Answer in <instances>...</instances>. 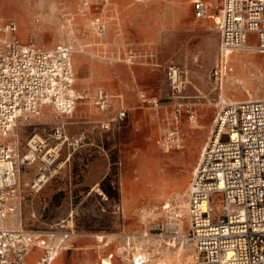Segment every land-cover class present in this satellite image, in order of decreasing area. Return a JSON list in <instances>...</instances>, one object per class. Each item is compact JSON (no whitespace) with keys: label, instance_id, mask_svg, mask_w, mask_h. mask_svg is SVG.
<instances>
[{"label":"rangeland","instance_id":"obj_1","mask_svg":"<svg viewBox=\"0 0 264 264\" xmlns=\"http://www.w3.org/2000/svg\"><path fill=\"white\" fill-rule=\"evenodd\" d=\"M194 1L0 0V21L16 22L24 44L50 50L71 46L77 90L93 97L98 88H105L122 97L128 112L121 121L115 118L117 103L105 113L90 101L78 104L63 120L69 137L84 140L76 151L63 145L61 162L71 158L40 193L30 189L39 163L21 168L12 226L44 230L75 212L73 248L62 252L56 264H98L110 252L121 255L125 235L163 221L161 206L187 192L213 130L218 98L210 74L220 35L215 20L195 16ZM204 1L218 16L222 0ZM97 18L107 26L101 36L93 26ZM172 65L185 73L184 108L181 146L166 152L159 140L171 128L178 103L166 78ZM223 94L231 102L263 99L264 54L231 53ZM57 125L56 112L48 107L16 132V143L24 153L33 135L53 145ZM98 188L110 197L107 207L120 202L124 213H103ZM97 234L106 236V244L97 243ZM145 244L153 258L158 248ZM161 250L160 261L151 259V264H166L168 257L172 264H195L192 245H164Z\"/></svg>","mask_w":264,"mask_h":264},{"label":"built area","instance_id":"obj_2","mask_svg":"<svg viewBox=\"0 0 264 264\" xmlns=\"http://www.w3.org/2000/svg\"><path fill=\"white\" fill-rule=\"evenodd\" d=\"M193 9L198 19L215 20L220 35L210 74L218 94L211 136L187 192L161 206L164 220L125 235V251L118 256L110 253L99 264H151L152 253L145 243L156 248L192 245L195 264H264V98L231 102L223 94L231 53L264 54V0H222L218 16L211 14L204 0H195ZM93 26L100 36L107 30L100 18ZM73 54L69 45L50 50L33 42L24 44L18 38L16 22L0 21V264H55L63 251L72 248V238L77 236L74 211L44 230L10 224L18 214L15 201L21 168L39 163L30 185L32 193L38 194L70 160L71 155L61 162L63 145L76 151L84 140L69 137L63 119L87 101L102 113L119 102L122 105L115 118L123 121L127 117L121 97L103 88L93 97L77 90ZM166 78L178 100L171 128L159 140L169 152L181 146L184 70L169 66ZM48 107L55 110L58 120L51 136L55 143L49 145L33 135L27 144L29 151L22 152L16 132L30 119L41 117ZM186 108L193 119L192 110ZM96 192L103 213H124L122 203L107 207L109 195L100 188ZM95 237L100 244L106 243V236Z\"/></svg>","mask_w":264,"mask_h":264},{"label":"bare ground","instance_id":"obj_3","mask_svg":"<svg viewBox=\"0 0 264 264\" xmlns=\"http://www.w3.org/2000/svg\"><path fill=\"white\" fill-rule=\"evenodd\" d=\"M19 26V25H18ZM17 26V27H18ZM18 33H19V30H18ZM249 100H253V99H249ZM157 104V103H156ZM71 117V116H70ZM17 137V134H15V138ZM170 152V151H169ZM177 247H173V249H176ZM162 250L160 251V248H158V249H156L155 250V255H153L154 257L152 258V259H157V260H159L160 261V259L162 258ZM158 258H157V257ZM160 257V258H159ZM59 258V257H58ZM169 259H167V260H163L164 262H166V264H172V261L170 260V257H168ZM58 260V259H57ZM156 261V260H155ZM152 263L154 262V261H151ZM159 263V262H158ZM195 263H196V261H195ZM159 264H165V263H163V262H160Z\"/></svg>","mask_w":264,"mask_h":264},{"label":"crops","instance_id":"obj_4","mask_svg":"<svg viewBox=\"0 0 264 264\" xmlns=\"http://www.w3.org/2000/svg\"><path fill=\"white\" fill-rule=\"evenodd\" d=\"M16 7V6H15ZM99 89V88H98ZM103 89H105V88H103ZM105 90H107V89H105ZM108 92H110L111 94H112V92L111 91H109V90H107ZM113 95H115V94H113ZM115 96H119V97H121L120 95H115ZM121 99H122V97H121ZM117 103V107H119V109H120V105H122L121 103H119V102H116ZM124 103V102H123ZM118 109V110H119ZM47 114V113H46ZM96 241H97V239H96ZM97 243L99 244V245H103V244H100L98 241H97ZM106 244V243H105ZM73 245V244H72ZM72 248H73V246H72ZM71 248V249H72ZM71 249H68V250H71ZM65 251H67V250H65ZM64 252V251H63ZM110 253H112V252H110ZM110 253H108V254H110ZM108 254H106V255H104V256H102V257H100L99 258V263H100V260L102 259V258H104V257H106ZM98 263V264H99ZM56 264V263H55ZM118 264V263H117Z\"/></svg>","mask_w":264,"mask_h":264}]
</instances>
